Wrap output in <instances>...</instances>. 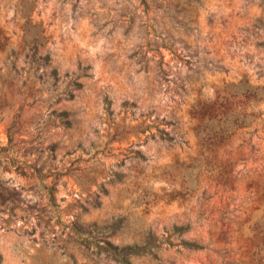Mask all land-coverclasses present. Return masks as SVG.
Returning <instances> with one entry per match:
<instances>
[{"label": "rangeland", "instance_id": "obj_1", "mask_svg": "<svg viewBox=\"0 0 264 264\" xmlns=\"http://www.w3.org/2000/svg\"><path fill=\"white\" fill-rule=\"evenodd\" d=\"M28 33L49 65L32 60ZM244 77L264 85V0H0V264H122L73 229L119 218L120 245L184 223L208 245L128 264H264V190L239 173L264 177V99L228 146L197 132L199 102ZM162 119L175 140L160 138Z\"/></svg>", "mask_w": 264, "mask_h": 264}, {"label": "trees", "instance_id": "obj_2", "mask_svg": "<svg viewBox=\"0 0 264 264\" xmlns=\"http://www.w3.org/2000/svg\"><path fill=\"white\" fill-rule=\"evenodd\" d=\"M146 2V0H143ZM147 4V3H146ZM32 6L24 2L23 11L27 17L26 27L29 29L32 22L29 19V14L32 10ZM26 42L30 44V50L32 51V60L36 63H40L42 60L45 66L51 63V56L49 53L45 56L37 57L39 45L42 44V40L36 34H29L26 36ZM169 49L174 55L172 44L166 43L164 45ZM41 62V63H42ZM223 68V67H221ZM52 78L57 79V70L53 69L51 73ZM190 76H188L189 78ZM184 88V84L182 85ZM253 100H263L264 99V85L253 86L244 77L238 83H231L226 85L224 88L216 89V97L211 102H199L200 112L199 117L201 119V124L198 127V134L204 140L207 135L212 136L210 139V150H217L222 146H228L231 141L235 131L241 127H246L251 125L256 118L260 116V112H247L245 111L246 105L249 101ZM105 108L111 112L112 101L108 96L104 98ZM242 107L243 110L235 112L236 107ZM196 113V112H194ZM162 124L163 126H160ZM174 124L172 121H165L162 119L157 125L156 129L159 133L161 139L166 141H173L176 139L177 133L172 134V132L166 129V126ZM264 127V124L262 125ZM177 126L173 128L175 130ZM258 131V127H255L250 132L249 140L252 135ZM251 151L256 150L255 146H251ZM227 154L232 152L231 149H226ZM138 154L144 157V154L138 150ZM236 162L232 158H228L222 165L221 168V180L223 182V190L229 192L227 198L230 201H236L238 198L242 197L238 193L237 182L238 180H233V169ZM242 179L247 178V189L252 192L255 183L262 185L264 190V177L261 178H251L248 175L249 172H239ZM239 179V178H238ZM241 179V178H240ZM122 226V219H117L112 222H104L101 224L93 223L90 226L80 224L78 222L74 223L75 234L81 238V242L87 247H94L98 252L105 253L112 256L117 261L122 264L130 263V257L133 255L149 254L155 258H158L157 250L163 246L166 247H177L186 248L191 251H201L208 249V245L202 243L195 239H189L185 237V234L192 229L191 223L184 224H174L171 229L167 230L165 234L161 237L153 231H149L145 238L141 242H134L128 244H117L113 242L110 238L118 231Z\"/></svg>", "mask_w": 264, "mask_h": 264}]
</instances>
